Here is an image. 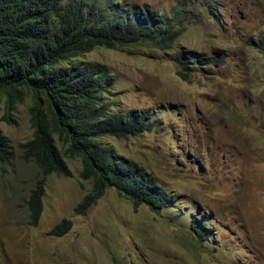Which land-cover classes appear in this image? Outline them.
<instances>
[{"label": "rangeland", "instance_id": "1", "mask_svg": "<svg viewBox=\"0 0 264 264\" xmlns=\"http://www.w3.org/2000/svg\"><path fill=\"white\" fill-rule=\"evenodd\" d=\"M112 1L163 15L178 31L165 51L136 41L85 55L112 76L113 111H150L151 127L102 139L169 202L134 208L113 187L95 197L79 156L55 136L69 174L45 177L31 225L27 199L41 169L22 144L33 133L34 95L23 89L8 106L0 95V132L11 151L0 160V264H264V57L256 47L264 0ZM64 220L70 228L54 234ZM192 220L210 228L201 226L206 237Z\"/></svg>", "mask_w": 264, "mask_h": 264}, {"label": "trees", "instance_id": "2", "mask_svg": "<svg viewBox=\"0 0 264 264\" xmlns=\"http://www.w3.org/2000/svg\"><path fill=\"white\" fill-rule=\"evenodd\" d=\"M178 31H171L167 17L147 8L112 0H0V95L5 105L21 98L23 89L33 93L30 109L32 137L22 144L24 156L41 169L27 199L29 223L36 225L42 211L45 177L68 175L55 136L82 162L81 175L93 178L94 196L113 187L131 199L133 207L166 206L168 199L151 176L132 162L118 157L102 137L126 138L152 126L150 111H113L106 94L112 76L105 66L86 59L95 47L113 48L136 41L168 50ZM256 47L264 57V37ZM146 43V44H147ZM178 54L186 78V65ZM189 60V57H187ZM7 138L0 132V160H9ZM86 198L80 206L86 208ZM191 227L198 236L209 230L203 221ZM70 221L52 232L64 234Z\"/></svg>", "mask_w": 264, "mask_h": 264}]
</instances>
